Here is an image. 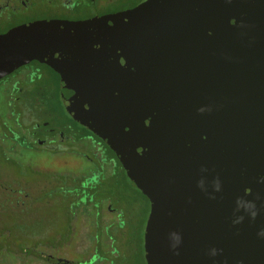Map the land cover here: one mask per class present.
Returning a JSON list of instances; mask_svg holds the SVG:
<instances>
[{
	"label": "water",
	"instance_id": "water-1",
	"mask_svg": "<svg viewBox=\"0 0 264 264\" xmlns=\"http://www.w3.org/2000/svg\"><path fill=\"white\" fill-rule=\"evenodd\" d=\"M61 57L67 110L150 202L146 264H264V0H145L0 36V76Z\"/></svg>",
	"mask_w": 264,
	"mask_h": 264
},
{
	"label": "flooded vegetation",
	"instance_id": "flooded-vegetation-1",
	"mask_svg": "<svg viewBox=\"0 0 264 264\" xmlns=\"http://www.w3.org/2000/svg\"><path fill=\"white\" fill-rule=\"evenodd\" d=\"M144 1L0 0V36L13 28L28 23L44 20H88L134 8ZM64 84H69V59L64 61L62 57L54 65L32 59L0 76L2 107L5 108V112L14 117V123L8 129L3 122L0 124L3 129L2 134H0V159L6 165H16V156L20 151H37L47 156L52 155V160L47 159L52 165L68 166L69 153L81 154L88 161L93 162L97 168V171L78 179L81 186L75 197L79 199V208L84 209L81 212L83 213L81 220L82 233H85L84 230L88 229L86 222H88L89 213L87 211L96 214L98 217L96 223L99 224L108 221L105 219L106 213H114L119 219V222H117L118 232H116V237H118L128 224V220L120 212L127 210L125 206L128 207V201H131L133 195L137 198L139 192L143 193L129 179L121 162L108 144L97 134L75 120L69 113L61 94V85ZM41 162L43 163L40 165L31 166V169L35 172H53L41 166L45 164L43 160ZM104 166H107L109 170L108 177L121 179L123 181L122 186L125 188H128V179L134 184L136 190L129 185L128 190H113L106 194L104 192L106 190L103 189L107 178L102 170ZM47 182L49 181L45 180L40 184L45 187ZM6 190L4 207L0 208L1 211H5V218L8 221L7 226L4 224L1 229L3 240L8 245L6 247L8 252L3 255L0 264H27L26 260L29 258L35 264H105L102 257L92 260L97 249L102 250L101 245L96 247L94 253L92 252L88 258L74 260V253L89 252L90 246L84 242L83 237L82 242L80 241L72 248L69 247L67 242L54 239L53 243L52 241L48 242V240L38 241L34 245V253L26 254L23 250L17 249L15 245L20 244L26 238L27 217H29L28 223L31 229L33 227L37 229L38 227L34 222L35 217L26 211L27 205L35 203H30L31 198L21 188H8ZM143 196L149 203L145 220L146 225L150 212V202L144 194ZM122 202H125L124 208ZM27 234L32 239H34L33 237L37 239L43 235L30 232ZM109 237L112 239V235ZM113 241L114 243L110 244L113 253L110 258H106L107 264H119L120 261L118 256L121 254V246L117 240L113 239ZM1 250H3L2 247H0ZM142 253L143 263L146 264L144 234ZM132 256L134 259L137 258L133 251Z\"/></svg>",
	"mask_w": 264,
	"mask_h": 264
},
{
	"label": "rangeland",
	"instance_id": "rangeland-1",
	"mask_svg": "<svg viewBox=\"0 0 264 264\" xmlns=\"http://www.w3.org/2000/svg\"><path fill=\"white\" fill-rule=\"evenodd\" d=\"M2 122L8 129V127H11L14 123V117L10 116L8 112H5V108L2 107L0 101V124H2ZM2 132L3 129L0 125V134H2ZM10 157H12V155H10ZM13 157L15 156L13 155ZM16 158V165H6L0 159V207H4L6 189L21 188L31 198L32 201L30 203H35L27 205L26 211L27 213L30 212V215L35 217L34 222H36L38 226L37 229H34L33 226L31 229L28 223L29 217H27L25 226L26 238L20 244L15 245L17 249L23 250L26 254L30 252L34 253V245L38 243V241L48 240V242L52 241L53 243L55 240L59 241V239L67 242L69 247L72 248L80 241L82 242L83 237L84 242L90 246L89 252L83 251L81 253H74V260L88 258L92 252L94 253V249L101 245L102 250L97 249L92 260H95L97 257H102L103 262L107 264L105 261L106 258H110L113 253L110 249V244L114 243L113 239H115L121 246V254L118 256L120 260L119 264H144L142 256L143 234L149 203L143 194L139 192L137 198L133 195L131 201H128V207L127 205L125 206L127 210L120 212V214L128 220V224L120 232L118 237H116V232H118L117 222H119V219L114 213H106L105 219L108 221L99 224L96 223L98 220L96 214L92 211H87V213H89L88 222H86L88 229L84 230L85 233H82L81 220L83 213L81 212L84 209L82 207L79 208V199L75 197V194H77L81 186L80 183H78V179L81 178V176L85 177L86 175H90L91 172L97 171L94 163L88 161L87 158L78 153H69L68 166L52 165V163L47 160H52V155L47 156L37 151H20ZM42 160L45 164L41 166L50 169L53 171L52 173L35 172L31 169V166L42 164ZM38 162L40 163L37 164ZM102 170L107 175L103 187V189L106 190L104 191L106 194L113 190H128L129 185L132 186V189L136 190L134 184L128 179V188H125L122 186L123 181L121 179L118 180L108 177L109 170L107 166H104ZM45 180L49 182H47L44 187V185L40 183ZM124 205L125 202H122L123 208ZM2 211L0 208V247L3 248V250L0 251V261H2L1 258L4 257L3 255H6L8 252L6 249L8 245L6 241L3 240V233L1 230L4 224L7 226L8 221L5 218V211ZM29 232L43 235L37 239H35L36 237L32 239L27 234ZM110 235H112V239L109 237ZM132 251L137 257L136 259L133 258ZM29 259L26 260L27 264H35Z\"/></svg>",
	"mask_w": 264,
	"mask_h": 264
},
{
	"label": "clouds",
	"instance_id": "clouds-1",
	"mask_svg": "<svg viewBox=\"0 0 264 264\" xmlns=\"http://www.w3.org/2000/svg\"><path fill=\"white\" fill-rule=\"evenodd\" d=\"M172 235L175 236V235H177V234L173 233ZM173 247H175V245H173ZM214 254H215V253H214Z\"/></svg>",
	"mask_w": 264,
	"mask_h": 264
}]
</instances>
